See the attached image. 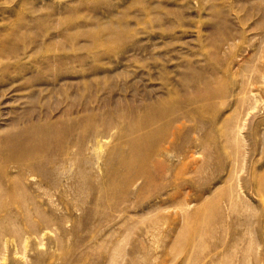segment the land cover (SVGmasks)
I'll return each mask as SVG.
<instances>
[{
    "label": "rangeland",
    "instance_id": "obj_1",
    "mask_svg": "<svg viewBox=\"0 0 264 264\" xmlns=\"http://www.w3.org/2000/svg\"><path fill=\"white\" fill-rule=\"evenodd\" d=\"M161 100L168 108L155 114L161 133L155 139L167 146L163 137L176 132L173 153L147 163V181L121 188L128 190L121 209L114 211L104 198L94 211L98 191L113 185L110 163L116 162L108 156L125 149L124 126ZM253 104L256 109L247 110ZM83 107L100 130L105 120L115 126L91 152L99 166L87 178V194L78 196L69 181L54 189L39 176L17 173L57 224L32 233L22 227L26 244L8 242L0 264H264V194L242 187L232 213L224 202L238 182L264 191V0H0V137L11 122L57 123L65 130L78 121L80 129L88 123ZM236 118L244 126L233 167L241 171L230 180L224 153L233 148L229 130ZM207 133L217 143L208 161L199 144ZM174 153L190 155L183 171V158ZM7 171L17 172L12 163ZM11 211L20 214L14 206Z\"/></svg>",
    "mask_w": 264,
    "mask_h": 264
},
{
    "label": "bare ground",
    "instance_id": "obj_2",
    "mask_svg": "<svg viewBox=\"0 0 264 264\" xmlns=\"http://www.w3.org/2000/svg\"><path fill=\"white\" fill-rule=\"evenodd\" d=\"M183 99L184 98H182V101H184ZM187 99H189V98H187ZM242 99H243L242 102H245L246 101V98H242ZM250 99H248V100H250ZM162 100L154 108L151 106L152 104L149 105L150 107H152V109L148 111V109L146 108L147 110L145 109L144 112H146V113H145V115L143 114V117L138 118L137 121L134 120L135 122H133V121L130 122L129 121L128 124L126 123L127 126H124L125 127V129H124L125 132L123 133L124 140H123L122 143H123V146L125 147L126 150L125 149H121L120 147H118V148L116 147L117 150H114L112 148L114 150L113 152L116 151V153H114V154L112 153L111 156L109 155L108 157L110 159H108V161L110 162V161L114 160V162H116V163L115 164H113L112 162L110 163V165L112 164L111 169H110V170H112V174H110L109 173L110 171L108 172V170H106L105 172H108L109 175H111L109 177V178H111L110 181H108L109 178L107 179V181L109 183L112 181L113 183L112 182L111 183L113 185L111 184L112 187L110 188V192H108V190L107 191H105V190H99L101 188L103 189V187L96 188V190L97 189L99 190L98 191L99 193H98L96 199L94 200V204H93V210L94 211H96V210H98V209H100L102 207L103 203L105 202V199H107L108 201L110 200V206L115 209L114 211H117L119 208L121 209V205L124 203V200L123 199L125 198V196L123 197V195H126V194H123L122 195V193L125 190L122 193H120V191H122V189H125V187H128L127 185H131V186L134 185L135 183H137L138 180H141L142 179V180L145 181L146 178L148 179V176L146 177L145 174H147V172L149 171V169L151 170V168L149 167L150 164L147 165V163L150 160H153V161L156 160L155 163L157 164V161L159 162V160L156 159V157H159V156L168 157V156H170V154L173 153V151H171L172 149H171L170 145L172 144V140L175 138L174 137V133H176V132H172L171 131V134L170 135L168 134V137L167 138L162 136L163 137V141L162 142L163 143H166L167 146L166 145L165 146H163V145L162 146L161 145L159 146L158 145L159 144L158 143L159 141L157 142V139H155V135H156L157 131L159 132V130L156 131L154 129V126L157 125L156 124L157 123L156 120L159 121V119H157V116L155 117V114L158 113V112H163V111H165V108H168L166 101H162ZM253 100H255V99H253ZM246 103H247V101H246ZM235 104H237V103H235ZM247 104H246V106H247ZM255 107H257L256 104H253V105H250V106L248 105L247 110L253 111V109H256ZM242 109H243V107H242ZM247 110L245 108V111H247ZM167 112L169 113V111H167ZM82 113L87 115L86 116V119H87L88 123L86 125L82 126L80 129H79L80 122H78V121H77V123L74 124L76 127H73V126L72 127H68L65 130H63L60 126H59L60 127L59 128L57 126V123H53L52 125L50 124V126L54 130H57V131L52 130L51 127H45L42 124H40V125L38 124L37 125V124H33V123H29L28 122V123H24V125H19L18 122H11V124H10L11 127L7 128V130L5 131V133H3V135L0 137V213L2 212V214H3V215L0 214V254H1V251H2L1 248L5 249L7 247L6 249H8V246L7 245H8V242H10V241H12V242L14 241L16 244H17V242L15 240H18V242H21V243H25L26 238L24 237L25 236L24 235L25 233L23 234L22 227H28L29 230H30V228H32V230H33V228H35L37 226H41L42 225V226H45L46 227L47 225H50L51 223H52V225H50V226H54L53 225L54 222L56 223V221L52 222L51 221V218L49 219V218H47V216L46 217L44 216V215H47V214H44L43 215V213H44L43 211L44 210H43L42 204L39 203L35 199V196L33 194H31L30 191H28V190L25 189L26 185L24 187L23 181L21 180V179H23L21 177L22 174H23L22 172H24V175L27 176V178L28 177L31 178L32 176H34V179H35L36 178L35 176H39L40 179L41 180L42 179L45 180L46 183L48 181L47 184L50 186L48 188H51L52 187V188L55 189L56 186H57V184H59L58 182H61L62 183V180H63L64 182L69 181L70 184L72 182V184H73L72 187H73L74 191L76 192V194L78 196H80V195L83 196L86 193V191L88 189L87 188V183H89V181L87 182V180H88L87 178H88V176H91L90 173H92L93 170L96 169V168H98V166H99V162H98L99 160L94 155H92L91 152L92 151H95L97 148H99V147H101L103 145L104 139L110 137L109 136L110 133H109V135L108 134H105L106 130L107 129L109 130V129L115 127V126L111 125L110 122H109V120H105L106 123L105 122H104L105 124L103 123L104 124L103 125L104 131H102V130L99 129V127L97 126L96 123H89V120H88V118H89L88 117V113L89 112H87L86 107H83ZM245 113H247L245 115H247V116L249 115L248 114L249 113L248 111L245 112ZM154 117L156 118V120H155ZM236 120H237V118H236ZM243 120L244 119H241V121H243ZM116 121H117V119H116ZM121 122H120V124H121ZM239 122L237 120L233 125L231 124L232 126H231V128H230L229 131L232 134L231 135V139H232V142H233L234 145H233V148L231 150H229L230 151L229 153L228 152L227 153L226 152L224 153L225 158H226V161L227 160L229 161L228 162V165L231 164V167H232V169L230 168V170H229V168H227L228 169V174H229L228 178L230 180L233 179V178H235V175L237 173V170L239 172L241 171V169L240 170L237 169L235 171V168L233 167V165L235 166V160L238 157L237 155L239 154V150H238V147L239 146H238V144L241 141H243V140H241V141L239 140V136L241 135L240 132H242L241 129L243 128L244 124H242V122H240V123ZM169 124L170 123H168V125ZM157 127H158V125H157ZM166 127H168V126L166 125ZM208 127H210V126H208ZM213 127H215V126H213ZM139 128H141L142 131ZM171 128H172V126H171ZM160 129H161V127H160ZM29 130L31 132L35 133V134L40 133V134H44V135H42V136H40V138H38L37 135L29 134ZM122 130H123V128H122ZM137 130L138 131H141V133L139 132L140 133L139 134L138 132H136ZM204 131L206 132L207 129L204 130ZM192 132H194V131H192ZM26 133H28L29 135L27 137L26 136H23ZM203 133L201 132L202 135H203ZM212 133H214V132H212ZM159 134H161V133L159 132ZM176 135H178V132H177ZM69 137H70V139H69ZM201 137H203V136H201ZM67 139H68V141H67ZM212 140H213L212 139V136L209 133H207L205 135V137H204L203 140H200L199 139V144L204 149V153L203 152L202 153L205 156H207V161H208V158L209 157L211 158V155L213 157V154H212L213 151H211V149L213 150V149H215L214 147L217 146L216 145L217 144L216 141H215V146H214V143H213ZM195 141H197V140H195ZM191 143H192V141L188 145H190ZM193 143H195V142H193ZM224 143H227L228 144L229 143V140L227 139V142H223V144ZM196 144H198V143H196ZM192 145H194V144H192ZM49 149H51V150H49ZM183 150H184V148H183ZM195 151L196 152L200 151V148L198 150H195ZM183 152H185V151H183ZM198 153L201 154V152H198ZM206 153H207V155H206ZM220 153H222V152H219V155H220ZM174 154H176V156L178 157L177 159L183 158V162H181L179 164V170L180 171H183L182 169H184V166H185L184 159H186L190 155H186L187 153L186 154L185 153H180V154L174 153ZM215 154H216V152H215ZM233 158H235V159H233ZM213 159H214V157H213ZM151 162L152 161H150V163ZM9 163H12L13 166H14V168L17 170V172L15 171L14 174H10L7 171V167L9 166ZM211 163H213V162H211V159H210L209 164H211ZM107 165L110 167L109 163ZM203 165H205V161H204ZM203 165H202V167H203ZM224 166H225V163H224ZM10 167L12 168V165H10ZM109 167H108V169H109ZM204 167L206 168L207 166H204ZM209 167H210V165H209ZM186 168L187 167L185 166V169ZM198 168H200V167L198 166ZM73 171H74V176H73ZM193 171H195L194 173L197 174L196 169L193 170ZM197 171L198 172H202L200 169L199 170L197 169ZM206 171H207V169H206ZM211 171L212 170H210V172ZM19 172H21V173H19ZM210 172H208L209 173L208 176H210ZM17 173L21 174V176H20L21 179L19 178V174H17ZM149 173L151 174V172H149ZM158 173H157V175H159ZM150 174H149V176H151ZM254 174H256V176H257V173L256 172H253L252 175H254ZM177 175L178 174H176V176ZM106 177H108V176H106ZM32 179H33V177H32ZM147 179H146V181H147ZM235 179H237V177ZM238 179H239V176H238ZM35 180H37V179H35ZM150 180H151V178H150ZM27 181H30V180H27ZM148 182L151 183V181H149V180H148ZM244 182H246V181H244ZM35 183H37V182H35ZM38 183H40V182H38ZM238 183H236V185H235L236 187L235 188L234 187H233V189H231L232 187L230 188V191L227 194V199L224 201V202L227 201V203L229 205L230 213H232L233 209L236 208L235 206L237 204L235 203L236 200L234 199V197H237V195H239L240 189L242 187L243 188H247L249 191H251L253 193L252 195L255 194L257 196H260L261 194H264V191H263L262 187L260 186V184H257L254 187H252L250 181L248 183L241 182V183H243L242 186L240 185L241 183L239 185H238ZM30 184L32 185V183H30ZM47 184L45 186L46 188H47ZM147 184L148 185H151L152 183L151 184L147 183ZM35 185H33V186H35ZM37 186H38V184H37ZM39 186H40V184H39ZM43 186H44V184H43ZM63 186L66 187V186H69V184H67L66 186L65 185H63ZM118 187H119L120 190H119V192L117 191L118 192V194H117L116 189ZM142 187L143 186H141V188ZM29 188L31 189L32 187H29ZM172 188H174V187H172ZM54 189H53V191H54ZM58 189L59 188H57L56 190H58ZM104 189H105V187H104ZM159 189L161 190L160 187H159ZM164 189L166 190L167 187L164 188ZM191 189H192V187H191ZM43 190H44V188H43ZM173 190H175L174 191L175 194L178 193V191H180L179 188H177V187L174 188ZM50 191H52V190H50ZM67 191L68 190H66V193H67ZM127 191H125V192H127ZM63 192L65 193V191H63ZM163 192H165V191L163 190ZM245 192H248V191H245ZM33 193H35V192H33ZM64 193H63V195H66V193L65 194ZM167 193L168 192H166V194ZM195 193H196V191H195ZM114 194L117 195V197L114 196ZM137 194H139V193H137ZM108 195H113L114 196L113 199H116V200L111 201L112 198L110 196H108ZM135 195H136V193H135ZM40 197H38V198H40ZM181 198H183V196H181ZM41 199H42V197H41ZM42 202H44V201L42 200ZM217 202L218 201L214 202L212 204V206H211L214 210H216L217 207H218V203ZM187 203H189V202H187ZM162 204H164V203H162ZM174 204H176L177 207L179 206L180 209H182V202H179L178 201L177 203H174ZM186 204H184V205H186ZM67 205L68 204L66 203V206ZM81 205H86L83 202V199L81 200ZM13 206L16 208V210H20V214L19 215L15 214V213L14 214L12 213V211H14V210L11 211V209H12ZM110 206H109V208H110ZM50 210H49V212H50ZM51 212H53V211H51ZM82 212H83V210H82ZM33 215H35L37 217V219H38L37 221H33L32 220V216ZM51 215H52V213L50 214V216ZM64 219H66V218H64ZM64 219L60 217V221L61 220H64ZM57 222H59V221H57ZM245 222L246 223H249L247 221H245ZM47 227H49V226H47ZM43 229H44V227H43ZM32 230H30V232ZM50 231H52V230H50ZM129 231H130V229H129ZM128 233H127V235H129ZM132 233H133V231H132ZM33 234H34V232H33ZM35 234H37V232ZM199 234L201 235L202 232L199 233ZM203 234H205V232ZM33 236H35V235H33ZM29 237H27V238L29 239ZM197 237L198 236H196L195 238H197ZM201 238H198V240L199 239L202 240ZM60 240H62V239H60ZM12 242H10L9 245H11ZM58 243H60L59 240H58ZM58 243H56V244H58ZM198 243H200V242H198ZM38 245H39V243H38ZM19 246L21 247L23 245L21 244ZM86 249H88V247ZM112 252L114 253V251H112ZM2 255H0V260L4 259V258L1 259V257H4V255L3 256ZM115 255H116V253H115ZM23 257L25 258L24 255H23ZM110 259H112V258H110Z\"/></svg>",
    "mask_w": 264,
    "mask_h": 264
}]
</instances>
